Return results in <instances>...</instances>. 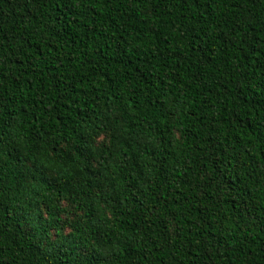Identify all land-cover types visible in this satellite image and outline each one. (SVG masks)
Returning a JSON list of instances; mask_svg holds the SVG:
<instances>
[{"label": "trees", "instance_id": "16d2710c", "mask_svg": "<svg viewBox=\"0 0 264 264\" xmlns=\"http://www.w3.org/2000/svg\"><path fill=\"white\" fill-rule=\"evenodd\" d=\"M0 264H264V0H0Z\"/></svg>", "mask_w": 264, "mask_h": 264}]
</instances>
